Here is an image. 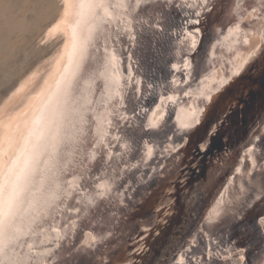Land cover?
I'll use <instances>...</instances> for the list:
<instances>
[{
  "label": "water",
  "instance_id": "95a60500",
  "mask_svg": "<svg viewBox=\"0 0 264 264\" xmlns=\"http://www.w3.org/2000/svg\"><path fill=\"white\" fill-rule=\"evenodd\" d=\"M127 11L108 22L109 44L119 46L135 86H128L121 105L125 119L116 148L125 150V159L114 170V183L94 195L87 210L68 208L58 220L55 215L54 228L35 232L51 239L76 221L62 244L45 238L51 253L39 264H141L146 244L157 242L162 229H173L170 221L180 223V233L172 232L157 256L142 264H264V112L234 150L213 159L207 192L200 188L187 213L174 212L177 193L189 189L180 177L185 172L191 180L195 170L186 168L208 160L204 148L255 82L253 70L264 59V0H135ZM233 46L240 49L236 59L225 55ZM14 68L13 60H1L0 81ZM158 109L162 115L149 125ZM186 109L196 111L187 128L179 124ZM97 173L83 185L85 200L113 171ZM71 197L72 205L86 203Z\"/></svg>",
  "mask_w": 264,
  "mask_h": 264
},
{
  "label": "bare ground",
  "instance_id": "6f19581e",
  "mask_svg": "<svg viewBox=\"0 0 264 264\" xmlns=\"http://www.w3.org/2000/svg\"><path fill=\"white\" fill-rule=\"evenodd\" d=\"M134 1L0 0V61L18 55L23 62L0 81V264L46 262L51 253L47 234L40 237L35 232L54 228L55 215L58 220L68 208L87 210L93 196L103 195L114 183V170L126 155L125 150L116 148L125 119L121 105L128 86H135L132 73L125 72L121 64L119 46L115 50L109 44L108 22L116 13L127 14L128 3ZM101 2L110 13L107 17L94 6ZM36 8L43 10V16L27 18V12ZM30 31L33 35L25 38ZM249 42L254 48L258 38L253 35ZM42 45L46 46L36 52ZM237 52L240 54V49L233 46L225 55L236 59ZM259 58L260 65L253 70L255 82L245 89L223 127L204 148L208 160L199 162V167L186 168L195 170L191 180L185 172L180 177V183L189 181L185 185L189 189L186 195L177 193L175 214L187 213L200 188L207 186L204 182L211 179L208 174L213 159L220 157L222 150H234L241 134L261 119L264 59ZM161 115L159 109L155 111L149 125ZM195 117L196 111L186 109L179 124L189 126L196 122ZM149 149L146 158L152 153ZM109 168L113 173L98 181L85 200V194L80 193L83 185ZM71 196L85 200V205H72ZM170 222L173 229H162L157 242L146 244L147 250L138 258L141 264L143 258L157 256L165 246L162 242L180 231V223ZM75 223L68 232H56V237L47 240L54 241V246L62 244L61 239L71 233ZM108 238L115 239L112 235Z\"/></svg>",
  "mask_w": 264,
  "mask_h": 264
},
{
  "label": "rangeland",
  "instance_id": "374dc122",
  "mask_svg": "<svg viewBox=\"0 0 264 264\" xmlns=\"http://www.w3.org/2000/svg\"><path fill=\"white\" fill-rule=\"evenodd\" d=\"M43 10L42 9H34V10H30V11H28L27 12V18H41L42 16H43ZM33 31H30L29 33H28V36H25V38L26 37H28L29 38V36H32L33 35ZM20 44H21V42H18L17 44H16V46H17V48L20 46ZM46 45H42L40 48H38L37 50H36V52H39V51H41L42 49H44V47H45ZM17 48H16V50H17ZM11 57V58H10ZM3 61H8V60H10V61H14V65H15V67H17V66H19L20 67V64H23V62H22V60H18V55L16 56V55H10L9 57H5L4 59H2Z\"/></svg>",
  "mask_w": 264,
  "mask_h": 264
},
{
  "label": "snow or ice",
  "instance_id": "6c2138e0",
  "mask_svg": "<svg viewBox=\"0 0 264 264\" xmlns=\"http://www.w3.org/2000/svg\"><path fill=\"white\" fill-rule=\"evenodd\" d=\"M141 2V0H137V3L139 4ZM205 2H206V0H205ZM96 8H101L102 9V11H103V17H107V16H109L110 15V13L108 12V9H107V7H105L104 5H103V3L101 2V3H96L95 5H94ZM257 10L256 9H252V12H256ZM200 13H196V15L198 16ZM251 14L252 13H249L248 15L249 16H251ZM102 17V18H103ZM191 23H199V21L198 20H195V21H191ZM234 28L235 29H237V30H239L240 29V25H239V23H237L235 26H234ZM230 31H231V29H230ZM188 35L189 36H191L192 34L191 33H188ZM245 42H247V41H245ZM187 66V65H186ZM173 68H176L177 66L176 65H173L172 66ZM188 93H185V95H187ZM169 99H171V97H169ZM155 125H153V127H154ZM184 127H189L188 125H185ZM202 147H204V146H202ZM175 149H173V151H174ZM149 151H151L150 149H149ZM260 223H262V224H264V220H261L260 221ZM5 247H7V244H5L4 245ZM29 247H31L30 245H29ZM241 259H243V257H241Z\"/></svg>",
  "mask_w": 264,
  "mask_h": 264
}]
</instances>
